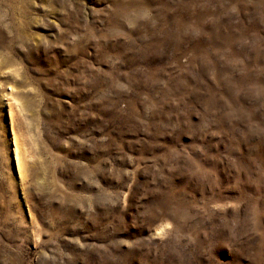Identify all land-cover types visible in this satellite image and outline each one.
Wrapping results in <instances>:
<instances>
[{"label":"rangeland","instance_id":"rangeland-1","mask_svg":"<svg viewBox=\"0 0 264 264\" xmlns=\"http://www.w3.org/2000/svg\"><path fill=\"white\" fill-rule=\"evenodd\" d=\"M0 264H264V0H0Z\"/></svg>","mask_w":264,"mask_h":264}]
</instances>
